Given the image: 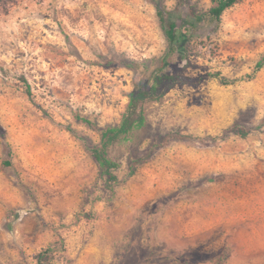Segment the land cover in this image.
<instances>
[{
  "label": "rangeland",
  "instance_id": "374dc122",
  "mask_svg": "<svg viewBox=\"0 0 264 264\" xmlns=\"http://www.w3.org/2000/svg\"><path fill=\"white\" fill-rule=\"evenodd\" d=\"M158 1L178 27L214 4ZM184 42L169 55L155 0H0V264H264V0ZM166 58L230 83L147 104L111 189L91 148Z\"/></svg>",
  "mask_w": 264,
  "mask_h": 264
},
{
  "label": "trees",
  "instance_id": "16d2710c",
  "mask_svg": "<svg viewBox=\"0 0 264 264\" xmlns=\"http://www.w3.org/2000/svg\"><path fill=\"white\" fill-rule=\"evenodd\" d=\"M241 1L242 0H213L214 4L207 12L198 13L195 10H191L189 17L183 21L181 27H178L176 21L168 17L170 13L164 8H161L160 2L155 0L158 4L160 20L170 41L171 48L169 55L173 56L179 52L182 54L185 53L184 55L188 54V50L184 45V40L193 30H197V24L203 22L218 23L227 9ZM183 4L184 1L180 0L178 7ZM263 65L264 59L257 63V69L262 68ZM168 66L169 61H167L166 58L161 69L152 74L148 81L138 84L129 95V101L122 114L120 123L100 129L101 144L91 148L92 156L99 168L107 176V185L111 189H113L114 184L118 182V176L115 174L114 170L120 167V163L109 154V149L112 145L126 138L132 131L142 129L147 125V104L160 101L175 85L189 84L197 87L210 78H216L223 84L230 83L220 72H207L197 76H191L172 73L168 70ZM138 68L139 66L137 69ZM83 120L91 126H95V123L92 121L88 119ZM57 250L56 247L49 246L41 251L38 255V263L50 264Z\"/></svg>",
  "mask_w": 264,
  "mask_h": 264
}]
</instances>
